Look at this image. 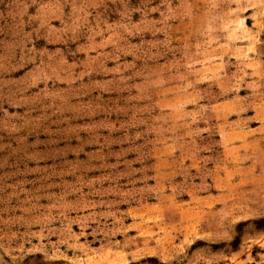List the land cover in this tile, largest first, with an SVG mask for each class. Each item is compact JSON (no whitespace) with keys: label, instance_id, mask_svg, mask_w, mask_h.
Listing matches in <instances>:
<instances>
[{"label":"rangeland","instance_id":"374dc122","mask_svg":"<svg viewBox=\"0 0 264 264\" xmlns=\"http://www.w3.org/2000/svg\"><path fill=\"white\" fill-rule=\"evenodd\" d=\"M250 54L264 0H0V264H264Z\"/></svg>","mask_w":264,"mask_h":264},{"label":"crops","instance_id":"0c3cea01","mask_svg":"<svg viewBox=\"0 0 264 264\" xmlns=\"http://www.w3.org/2000/svg\"><path fill=\"white\" fill-rule=\"evenodd\" d=\"M235 21H236V18L233 17L232 21L228 22V23H230V25L227 28L228 31L234 30V27H232V30H231V26H232V23H234ZM218 34L220 36V39L223 40L222 33L218 32ZM224 44H226L228 47H231L233 49L232 51H239L241 53V55H244V56L247 55V51L250 47V42H248V41H244L241 43H234L233 42V44L230 41H228V43H221L220 42L219 47H222ZM224 47H226V46H224ZM235 48L237 50H234ZM232 55H234V54H232ZM249 56H250V60L248 62H244V60H243V66L244 67H241V69H240V71L243 74L241 76H239V78L242 79L243 81H250V80H253L254 78H258L256 75H262L263 76L262 71H264L263 70L264 58H262L261 56H256L255 54H250ZM218 60L216 61V65H221L224 62L225 57H223L222 62L218 61ZM229 72H231L230 68H229ZM236 72L238 73V70H236ZM229 79L231 82H234V80L238 79V74L237 75H230ZM167 87H168V85H167ZM241 93L244 94V93H246V91L241 92ZM247 93H248V91H247ZM240 96H241L240 99H247L246 96H242V95H240ZM235 98H237L235 95H234V98L229 97L228 100L226 101V103H229V102L231 103L232 101L235 100ZM257 109L252 113L247 112L245 114H242V115H239L238 117H236L240 122H242L243 125H242V127H240V130L243 134H245L247 136V138H249L251 134L264 131V113H261ZM238 129L239 128L234 127L232 124H230L229 130H227L226 135L232 136L235 134V132H237ZM226 148L239 149L241 151H247V152L251 151L249 142L243 143V144H237L236 142L235 143H229V146ZM213 194L216 195V193H213Z\"/></svg>","mask_w":264,"mask_h":264}]
</instances>
